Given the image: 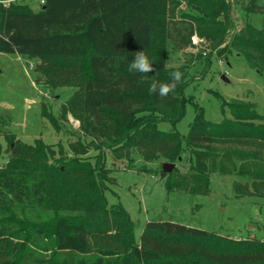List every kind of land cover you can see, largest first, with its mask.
Wrapping results in <instances>:
<instances>
[{"label":"trees","instance_id":"1","mask_svg":"<svg viewBox=\"0 0 264 264\" xmlns=\"http://www.w3.org/2000/svg\"><path fill=\"white\" fill-rule=\"evenodd\" d=\"M29 1L0 8V53L38 60L33 72L47 87L73 89L61 110L79 125L68 156L41 139L22 143L0 111V153L2 140L7 150L0 166V264H264V239L254 236L148 222L136 242L126 210L105 198L112 167L122 161L132 168L133 153L159 162L160 173L162 163L176 164L164 177L168 193L207 195L218 174L237 177L243 194L264 198V118L252 103L221 100L217 123L193 104L186 135L157 127L174 126L193 103L184 96L190 60L167 62L170 52L191 47L194 33L226 63L235 56L264 77V5L242 1L236 13L238 0H183L188 10L177 19L170 0H44L34 1L36 8ZM252 14L261 16L259 28ZM143 50L151 70L131 71ZM176 71L179 81L171 78ZM153 82L167 85V95L151 91ZM42 116L59 129L60 118L46 107ZM91 147L108 153L85 157Z\"/></svg>","mask_w":264,"mask_h":264},{"label":"rangeland","instance_id":"2","mask_svg":"<svg viewBox=\"0 0 264 264\" xmlns=\"http://www.w3.org/2000/svg\"><path fill=\"white\" fill-rule=\"evenodd\" d=\"M242 1L246 0L233 3L236 13L242 7ZM29 2L36 8L33 0ZM258 4L264 5V0H258ZM187 10L183 0H170L169 13H174L175 18ZM250 20L256 28L261 26L259 14L250 15ZM215 52H209L202 44L185 51L170 52L168 66L190 60L189 83L184 96L192 97L193 103L185 104L184 116L174 126L158 122L160 131L186 135L194 117L193 104L203 109L208 121L219 122L222 119L221 100L250 102L264 118V77L250 69L242 59L231 56L226 63ZM207 59L208 65L205 64ZM37 63L38 60L23 59L17 54L0 53V111L9 118L8 131L22 143L30 145L35 139H41L56 151L61 146L70 156L76 147L75 131L79 123L70 113L63 118L61 107L73 89L47 87L44 79L33 72ZM45 107L52 118H60L58 130L42 116ZM1 143L0 166H3L7 161V150L6 142L2 140ZM86 151L85 157L90 159L97 153H108L93 147ZM133 155L132 168H126L122 161H117L113 168L111 159L106 157L107 166L112 167L114 183L108 186L105 198L108 206L119 204L126 210L133 223L136 242L148 222L177 223L232 239L253 236L264 239V198L243 194L235 187L239 182L237 177L212 175L209 193L204 196L168 193L165 180L158 172L159 162L146 163L137 154Z\"/></svg>","mask_w":264,"mask_h":264},{"label":"clouds","instance_id":"3","mask_svg":"<svg viewBox=\"0 0 264 264\" xmlns=\"http://www.w3.org/2000/svg\"><path fill=\"white\" fill-rule=\"evenodd\" d=\"M152 64L150 63L147 55L144 50L136 52L134 54V58L130 62V70L138 73H148L151 70ZM181 73L179 71L171 73V78L175 81H179L181 78ZM157 88H159V95L164 96L169 92V87L165 84H157V82H153L151 84V91L156 92Z\"/></svg>","mask_w":264,"mask_h":264},{"label":"built area","instance_id":"4","mask_svg":"<svg viewBox=\"0 0 264 264\" xmlns=\"http://www.w3.org/2000/svg\"><path fill=\"white\" fill-rule=\"evenodd\" d=\"M28 2V0H0V8H9L11 5L16 4L18 2ZM37 3L38 6H41L44 4V0H33ZM206 45L205 41L200 39L196 34H193L190 37V46L189 48L196 47L199 45Z\"/></svg>","mask_w":264,"mask_h":264},{"label":"water","instance_id":"5","mask_svg":"<svg viewBox=\"0 0 264 264\" xmlns=\"http://www.w3.org/2000/svg\"><path fill=\"white\" fill-rule=\"evenodd\" d=\"M176 167V164L174 163H168V162H164L161 165V173H160V178L164 179V177L171 173L173 171V169Z\"/></svg>","mask_w":264,"mask_h":264}]
</instances>
